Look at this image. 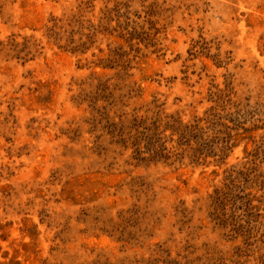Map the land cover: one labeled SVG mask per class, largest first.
I'll return each mask as SVG.
<instances>
[{"label":"rangeland","instance_id":"rangeland-1","mask_svg":"<svg viewBox=\"0 0 264 264\" xmlns=\"http://www.w3.org/2000/svg\"><path fill=\"white\" fill-rule=\"evenodd\" d=\"M0 264H264V0H0Z\"/></svg>","mask_w":264,"mask_h":264}]
</instances>
